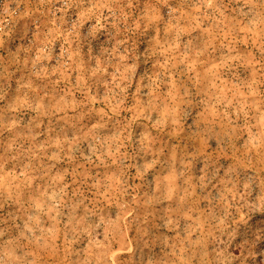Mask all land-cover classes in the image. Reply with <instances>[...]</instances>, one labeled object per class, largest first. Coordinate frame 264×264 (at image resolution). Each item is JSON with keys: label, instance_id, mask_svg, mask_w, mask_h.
I'll return each instance as SVG.
<instances>
[{"label": "rangeland", "instance_id": "1", "mask_svg": "<svg viewBox=\"0 0 264 264\" xmlns=\"http://www.w3.org/2000/svg\"><path fill=\"white\" fill-rule=\"evenodd\" d=\"M0 264H264V0H0Z\"/></svg>", "mask_w": 264, "mask_h": 264}]
</instances>
